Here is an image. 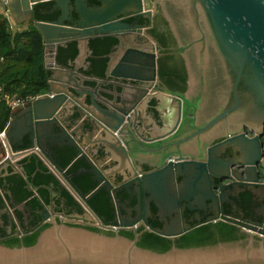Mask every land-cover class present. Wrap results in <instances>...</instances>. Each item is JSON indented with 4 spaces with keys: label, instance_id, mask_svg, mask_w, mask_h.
<instances>
[{
    "label": "water",
    "instance_id": "95a60500",
    "mask_svg": "<svg viewBox=\"0 0 264 264\" xmlns=\"http://www.w3.org/2000/svg\"><path fill=\"white\" fill-rule=\"evenodd\" d=\"M45 2L55 18H34L35 9ZM1 4L15 24L34 25L40 31L49 74L44 93L11 109L0 133L5 152L0 174L14 172L16 166L23 171L24 163L18 161L27 157L36 166L32 176L38 171L62 178L71 157L65 147L81 149L67 128L76 126L83 112L82 126L88 132L102 130L91 145L97 156L128 166H155V172L141 173L140 186L141 200L145 197L144 202L156 210L179 203L188 208V200L197 194L208 205L217 201L218 216L224 217L225 211L233 212V199L228 194L222 198L223 189L236 183L256 186L260 176L264 178V0H4ZM157 9L176 43L174 53L184 63L182 92L153 93L163 47L147 32L148 24L127 21L128 17L151 21ZM104 38L113 40L103 56L105 78H88L80 67L92 52L90 41ZM69 43L76 55L64 65L58 56L67 58ZM109 76L112 81L106 82ZM110 84L115 86L109 88ZM149 98L159 100L163 124L139 139L131 130L136 122L141 126L139 119L133 122V112L143 111ZM246 130L252 135L247 136ZM217 138L223 140L214 143ZM225 147L241 153L233 169L216 155ZM41 158L46 171L39 167ZM179 176L185 177L181 187L186 195L178 199L166 191ZM209 178L216 181L221 198L205 194ZM69 183L75 194V184ZM261 185L264 188V179ZM250 192L264 201V189ZM47 222L49 226L29 246L0 244V264H264V231L254 236L246 229L256 228L250 221L243 224L246 235L239 239L172 246L162 252L120 235Z\"/></svg>",
    "mask_w": 264,
    "mask_h": 264
},
{
    "label": "flooded vegetation",
    "instance_id": "af4514ba",
    "mask_svg": "<svg viewBox=\"0 0 264 264\" xmlns=\"http://www.w3.org/2000/svg\"><path fill=\"white\" fill-rule=\"evenodd\" d=\"M87 1L93 3L94 0ZM55 16L56 13L48 2L40 4L34 12V18L53 19ZM162 19L159 9L154 11L151 21H146L142 17L127 18L128 22L148 24L146 30L149 34L150 28L155 23L158 36L168 43L165 46L161 45L163 50L158 59L156 78L153 81V84L158 86L153 92L157 95H162L166 90L182 92L186 86L183 60L178 54L174 53L173 47L176 43L168 39L164 19ZM112 41L111 38L90 41L92 52L80 67L82 75L100 80L105 78L103 70L105 59L103 56L109 52V45ZM67 50L69 53L67 58L61 55L58 56L59 63L64 65L69 64V58L72 60L76 55L73 43L68 44ZM167 55H174V60L167 58ZM161 67L163 69L160 71ZM182 68L184 69V76L182 75ZM108 81H112L110 76L106 82ZM84 84L95 85V82L84 81ZM108 86L112 88L115 85L110 84ZM109 97V101H113L112 96ZM158 105L159 100L149 98L143 111L133 112V122L138 119L141 121V126H137L136 122V127L131 128L137 138L143 139V135L156 133L158 128L162 126L163 122L160 118ZM85 116L82 112L77 125L67 128L69 132L72 131V134L74 132L73 135L77 139L73 142L75 141L81 149L76 151L73 147H65L67 155H71V157H69V162L68 160L66 162L67 167L62 178L58 175L38 171L32 176L35 169L30 173L27 166L31 163L34 164V159L30 158L28 161L27 157L18 161V163H24L23 171L19 170L20 166H16L14 172L9 169L7 175L0 174L1 245L20 247L33 244L40 232L49 226L47 221L51 219L58 223L83 227L109 236L120 235L135 240L138 246H141V243H153L151 236L148 235L152 234L156 236L155 243H158L160 239H164L166 241L162 245H168V248L172 246L185 247L192 240H200L205 235V231L219 238L220 233L216 224L220 221L233 224L237 228L236 235L240 234L242 237L246 235L243 231V224L248 221L256 227L254 229L246 228L254 236L263 233L264 201L257 200L250 192L264 189L261 185L264 179L262 175L256 186L236 183L232 185L231 189L222 190V198L225 199L228 194L233 199V205L231 206L233 212L225 211L224 217L218 216L219 206L217 201L208 205L200 200L197 194L188 200V208H184V205L179 203L178 207H162L161 210H156L152 204L144 202L145 197L141 200L140 186L141 173H153L156 169L155 166L144 164L128 166L126 163H116L111 158L97 156L95 148L91 145L96 144L101 138L102 130L96 128L93 132H88L82 126ZM245 134L247 136L252 135L249 130H246ZM124 136L126 137L127 134H124ZM68 140L72 142V140ZM222 140L223 138H217L214 143ZM4 153V148L0 143V155L3 157ZM218 153L217 156L228 162L229 169L235 167L232 163L236 162L241 155L239 151L231 147L218 149ZM44 163V159L41 158L39 160L41 169L45 168ZM133 172L136 174L135 176H132ZM25 175L28 178H25ZM42 175H51V180L48 182L40 181ZM16 177L21 179L22 185ZM65 177H68V180ZM184 179L185 177H175L174 184L171 183L167 187V195L172 197L175 194L178 199L186 195L181 187ZM69 180L73 181L77 188L75 194L71 190L73 188ZM30 182L37 189H34ZM41 185H47L50 190L40 187ZM22 187L26 188L29 195L20 200L19 197L22 196L23 192ZM11 189H14V193ZM205 194L215 200L221 198L220 188L216 185V181L208 179ZM215 213H217V218L210 219L214 217ZM159 229L168 231L173 235L160 234L156 231ZM29 239L30 241L31 239L34 240V242L27 243Z\"/></svg>",
    "mask_w": 264,
    "mask_h": 264
},
{
    "label": "trees",
    "instance_id": "16d2710c",
    "mask_svg": "<svg viewBox=\"0 0 264 264\" xmlns=\"http://www.w3.org/2000/svg\"><path fill=\"white\" fill-rule=\"evenodd\" d=\"M163 20V19H162ZM165 30L168 34V39L174 42V38L166 24ZM150 34L160 43L165 46L168 43L158 36V29L155 23L149 30ZM74 46V44H73ZM43 40L40 31L34 25L20 26L15 24L0 12V133L3 131L11 116V106L5 100L8 97L10 101H27L37 95L44 93L47 88L48 71L44 67L43 62ZM75 53V50H74ZM174 55H167V58H173ZM163 68H160V71ZM184 76V69H181ZM29 172H33L35 164L31 163L27 166ZM46 171V168H42ZM46 174V173H45ZM51 176V175H50ZM49 175H42L40 181L48 182L51 180ZM17 178V177H16ZM22 185L21 179L17 178ZM21 181V182H20ZM23 192L20 200L29 195L25 187H22ZM11 191L14 193V189ZM220 237L216 238L210 232L205 231V235L200 240H192L187 246H199L214 243L222 240L239 239L242 235H236L237 228L225 221H220L216 224ZM151 236L153 243H141L144 248H149L155 251H165L168 245H162L166 240L160 239L155 243L156 236ZM30 239L27 243H33ZM162 246V247H159Z\"/></svg>",
    "mask_w": 264,
    "mask_h": 264
},
{
    "label": "built area",
    "instance_id": "2783aa9c",
    "mask_svg": "<svg viewBox=\"0 0 264 264\" xmlns=\"http://www.w3.org/2000/svg\"><path fill=\"white\" fill-rule=\"evenodd\" d=\"M2 99V96H1V93H0V100ZM5 100L7 101V103H9V105L11 106V109L18 106V105H21L23 104L25 101H10L8 97H5Z\"/></svg>",
    "mask_w": 264,
    "mask_h": 264
},
{
    "label": "crops",
    "instance_id": "0c3cea01",
    "mask_svg": "<svg viewBox=\"0 0 264 264\" xmlns=\"http://www.w3.org/2000/svg\"><path fill=\"white\" fill-rule=\"evenodd\" d=\"M2 1H4V0H0V12L3 13L5 16L8 17L9 14H8L7 12L5 13V12L3 11V10L5 9V7L2 6V4H1ZM8 18H9V17H8ZM0 158H2V155H0Z\"/></svg>",
    "mask_w": 264,
    "mask_h": 264
},
{
    "label": "rangeland",
    "instance_id": "374dc122",
    "mask_svg": "<svg viewBox=\"0 0 264 264\" xmlns=\"http://www.w3.org/2000/svg\"><path fill=\"white\" fill-rule=\"evenodd\" d=\"M3 11L6 13V9H4ZM8 17H9V18H10V20L12 21V19H11L10 15H8ZM12 22H13V21H12Z\"/></svg>",
    "mask_w": 264,
    "mask_h": 264
}]
</instances>
